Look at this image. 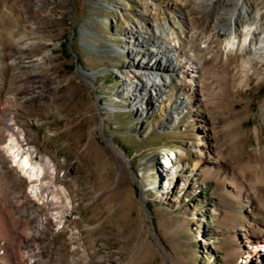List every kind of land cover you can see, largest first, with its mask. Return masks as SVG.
Listing matches in <instances>:
<instances>
[{
	"label": "rangeland",
	"instance_id": "obj_1",
	"mask_svg": "<svg viewBox=\"0 0 264 264\" xmlns=\"http://www.w3.org/2000/svg\"><path fill=\"white\" fill-rule=\"evenodd\" d=\"M173 1L0 0V246L10 242L12 264L49 208L22 199L32 184L14 159L28 153L48 160L38 187L64 207L50 219L57 231L29 244L40 257L27 264L249 262L248 240L264 225V54L221 50L232 13L239 41L249 29L257 41L264 0ZM174 5L184 17L177 47L205 60L191 81L201 101L167 123L156 88L130 103L138 57L124 46L155 19L178 18ZM5 122L21 132L16 144ZM229 179L243 182L238 197Z\"/></svg>",
	"mask_w": 264,
	"mask_h": 264
},
{
	"label": "bare ground",
	"instance_id": "obj_2",
	"mask_svg": "<svg viewBox=\"0 0 264 264\" xmlns=\"http://www.w3.org/2000/svg\"><path fill=\"white\" fill-rule=\"evenodd\" d=\"M193 1L194 8H200L198 0ZM173 3L180 5L179 0H174ZM170 5L172 6V3ZM175 6L176 5H174L173 9H171V12L176 13L178 18H163L161 22H157L155 19L154 21L150 22L143 31L137 30L133 32L130 36L132 37L130 39L131 42L126 43L124 46L125 49H128L132 52V54H134L135 58L138 57L137 61L131 63V68L134 69L135 73L134 76L136 79L133 80L135 83L133 85L129 83L130 90L126 89L125 91L126 93H129L130 103L136 104L135 101L139 99L137 95L132 96L133 93L136 94L139 91L145 90L146 86L156 88V90H158L156 91V98L159 100L162 99L161 106L165 108L164 112H162V117L167 123H172L176 119L180 118L186 111V108H191L194 104L201 101L202 94L200 93V89L192 87L193 84L191 81H193L194 76H198V74H196V70L197 68H200V66H203L205 60V54L196 55L194 52H192L190 56H187L177 47V45H180V37L178 36V32L180 33L184 30L183 23L179 20V18L184 17L179 7ZM173 16L175 17V15ZM234 17L235 14L232 13L229 21V31L227 30L228 37L225 39V42L222 46L223 49L221 50L223 55L226 56L228 53H234V51H237V49L242 50V47L246 45L250 47L249 49L251 50L252 56H257L261 53L264 54V28L258 29L260 32H262V35L258 37L257 41H253L254 37L252 40H250L252 33L249 29L250 31H245L244 38L242 42H240L236 34V29L233 26ZM211 38L212 33H209L204 37V39L201 41L203 44V48L201 50L205 49ZM200 47L201 46H199V48ZM147 52L155 53L153 63L146 60ZM196 58H199V60L197 61ZM143 77L148 79L147 82L143 79ZM182 81H186V83H182ZM143 99L144 96L141 95V101ZM171 109H174L176 114L171 115L172 111H169ZM191 110H193V108ZM5 124L8 135H10V140L16 144L17 142L15 139L18 138L21 132L18 134V132L15 131L17 129L12 127L9 122H5ZM183 125H185V122L181 123V126ZM202 127L203 129L209 128V126L207 127L206 121L203 123ZM12 133H14V136H12ZM108 143L119 155H121V152L117 150L115 146L109 142V140ZM13 146L19 149L20 145ZM5 147L6 146L4 145V148ZM18 154L19 153L17 152L15 156L18 157ZM174 154L176 155L177 153ZM14 161L18 168L25 173L28 178V182L32 184L31 190L33 191H25L22 199L27 198L28 195H33V197L41 201V204L46 203L49 207L46 211L45 217L41 216L40 214H36V217L33 216L34 223L28 226L30 229H26L25 236L19 239L21 243L24 244V248H17L20 262L15 259L16 261L14 264H27V262H23L24 257H28L29 259H38V257H40L38 251L35 248H30L29 244L35 243L39 234L43 235L44 232H47L48 235H51L57 231L58 227H52L50 219L55 217L57 214L61 215L64 206L59 200L60 196L56 197V195H54L55 192L50 194V198L47 196L44 197L38 187V185L41 183L42 176L46 173L50 174V168L52 167L48 160L41 163L31 161L28 153L22 158L18 157L14 159ZM195 166V163L192 164L193 168ZM2 171L3 170L0 167V181L2 184L6 185V179L3 176ZM249 179L253 180V177L251 178L249 176ZM227 184L229 187H231L233 194L237 197L245 187L242 181L236 183L232 179H229ZM254 188H256L255 185ZM0 190L2 189L0 188ZM17 193V191H14L13 197L11 198L14 199ZM68 197V195L64 194L63 199L68 200ZM29 216L31 217L32 215ZM250 239L251 241L248 240L247 245L249 247V250H247L248 255L246 256L247 260L249 261L247 264H251V262H255V264H264V225H262L261 232ZM0 248H3V250L0 249V256L5 257L7 264H12L10 259L12 257L14 258V256L12 255V247L10 242L6 244L4 242L1 244ZM252 252L254 253V257ZM237 259L238 258H236L234 262L237 261ZM0 264L4 263L0 262Z\"/></svg>",
	"mask_w": 264,
	"mask_h": 264
}]
</instances>
